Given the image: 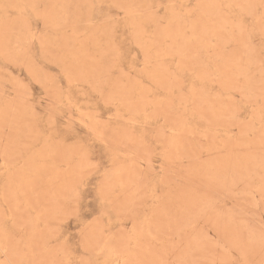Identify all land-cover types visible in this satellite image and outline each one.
I'll list each match as a JSON object with an SVG mask.
<instances>
[{
	"label": "rangeland",
	"instance_id": "obj_1",
	"mask_svg": "<svg viewBox=\"0 0 264 264\" xmlns=\"http://www.w3.org/2000/svg\"><path fill=\"white\" fill-rule=\"evenodd\" d=\"M0 264H264V0H0Z\"/></svg>",
	"mask_w": 264,
	"mask_h": 264
}]
</instances>
